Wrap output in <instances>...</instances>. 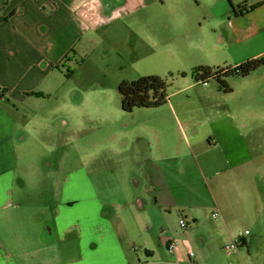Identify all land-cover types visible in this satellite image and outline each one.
<instances>
[{"label": "crops", "instance_id": "0c3cea01", "mask_svg": "<svg viewBox=\"0 0 264 264\" xmlns=\"http://www.w3.org/2000/svg\"><path fill=\"white\" fill-rule=\"evenodd\" d=\"M166 1L0 0V86L7 89L0 100V264H198L205 257L204 248L211 237L207 231L200 232L202 216L210 207L208 175L215 179L220 172L209 168L213 159L208 152L212 149L222 151L227 161L223 179L231 192L225 206L215 200L212 204L222 221L239 218L246 214L249 202L262 200L263 79L244 91L240 107L229 108L213 124L214 142L209 150H200L179 128L175 130L176 138L164 128L150 131L154 140L138 134L135 144L121 143L119 147L128 149V157L122 153L118 169L102 176L113 178L112 194L127 201L119 211L115 209L116 200L102 198V190L109 194L110 189H100L102 177L98 176L100 180L95 184L85 167L62 176L60 200L52 206L42 203L41 197L50 191V187H43V181L53 180L54 173H33V186L27 184L29 173H16L18 145L23 146L26 139L21 131H27L20 108L29 98L38 96L29 93H49L43 90L49 91L48 86L40 89L45 79L69 59L70 52L90 30L125 19L126 31H131L135 20L130 19ZM170 1L178 7L186 2ZM205 1L213 13L231 16L232 4L237 0ZM253 4L256 10L264 0H254ZM248 14L235 15L234 20ZM263 53L264 49L251 54V58ZM260 70L264 66L241 77ZM121 134V130H113L116 143L121 141ZM133 177L142 182L136 178L132 181ZM127 192L136 196L126 197ZM143 194L148 195L144 200L139 196ZM106 205L114 207L111 216ZM49 209L52 217H48ZM184 216L187 227L180 225ZM233 236L230 234L229 239ZM172 240H184L195 255L190 259L183 243L169 253L167 247ZM243 240L247 243V237ZM58 255L64 258L59 263Z\"/></svg>", "mask_w": 264, "mask_h": 264}, {"label": "rangeland", "instance_id": "374dc122", "mask_svg": "<svg viewBox=\"0 0 264 264\" xmlns=\"http://www.w3.org/2000/svg\"><path fill=\"white\" fill-rule=\"evenodd\" d=\"M237 1L235 5L246 1L250 6L254 2ZM181 4L178 7L167 0L150 7L130 19L135 20L131 31H126L125 19L90 30L70 52L69 59L63 60L45 79L40 89L48 86L49 91L43 90L49 93L29 98L21 105L27 131H21L26 139L23 146L18 145L16 173L19 176L22 172L29 173L27 184L32 186L36 184L33 173L43 171L56 175L51 181H43V187H50V191L43 193L42 203L57 204L62 176L80 167H85L98 185V176L118 169L122 153L128 157V149H121V143L135 144L138 134L153 139L150 131L166 128L176 138L175 130L179 128L200 150H209L214 142L213 124L229 108L240 107L244 91L264 80V70L245 78L223 75L232 88L225 91L217 78L205 79L197 71L199 66L234 67L263 50L264 5L234 20V13L231 16L213 13L205 0L200 3L186 0ZM151 75L167 81L168 101L159 106L124 110L119 83ZM114 129L122 132L118 144L113 138ZM208 156L213 159L209 168L220 172L215 179L208 175L210 207L202 216L200 232L207 231L211 237L204 248L205 257L198 264H264V195L259 202H249L246 214L222 221L221 213L212 204L215 200L225 206L231 192L225 188L223 179L227 161L218 148L209 150ZM135 178L142 182L137 177L132 181ZM113 185V178L102 177L98 187L110 188L109 194L102 190V198L116 200L115 209L119 211L127 201L124 203L119 194H112ZM55 187L58 193H53ZM125 195L136 196L130 192ZM139 196L142 200L148 197ZM130 202L135 205L134 198ZM106 210L111 216L114 207L106 205ZM212 212H218V217L214 218ZM47 213L52 217L51 209ZM245 230L249 233L245 234ZM230 234L245 235L247 243L227 251L224 246L231 241ZM56 260L59 263L64 258L58 255Z\"/></svg>", "mask_w": 264, "mask_h": 264}, {"label": "trees", "instance_id": "16d2710c", "mask_svg": "<svg viewBox=\"0 0 264 264\" xmlns=\"http://www.w3.org/2000/svg\"><path fill=\"white\" fill-rule=\"evenodd\" d=\"M256 6V4L249 6L246 1H243L237 5L232 4V9L235 15H243ZM262 66H264V53L249 58L234 67L213 68L211 66H199L197 71L201 73L202 77L205 79L214 76L225 91H232V88L228 86L222 78L223 75L236 74L238 76H246ZM66 74L70 75V71H67ZM167 88V81L155 75L143 76L131 81L124 80L120 82L118 86L121 95V106L126 111H132L135 107L162 105L166 103L169 98ZM0 92L5 95L7 89L0 86ZM29 94L41 95L40 92L36 91H32Z\"/></svg>", "mask_w": 264, "mask_h": 264}, {"label": "built area", "instance_id": "2783aa9c", "mask_svg": "<svg viewBox=\"0 0 264 264\" xmlns=\"http://www.w3.org/2000/svg\"><path fill=\"white\" fill-rule=\"evenodd\" d=\"M212 216L214 218L218 217V212H213L212 213ZM180 225L182 227H187L188 226V223L185 221V219H180ZM249 231L248 230H245V234H248ZM243 234H239V235H236V236H233L231 241L226 244L224 246V248L227 250V251H232V250H235V249H238V247L240 246V244H244V240H243ZM180 243H183L185 245V247L187 248V251H188V256L190 257V259L195 255L194 251L192 250V248L190 247V245L188 243H186L184 240L183 241H179V240H172L169 242L168 244V247H167V250L169 253H174L176 251V249L179 247ZM177 264H181L180 262H177Z\"/></svg>", "mask_w": 264, "mask_h": 264}, {"label": "water", "instance_id": "95a60500", "mask_svg": "<svg viewBox=\"0 0 264 264\" xmlns=\"http://www.w3.org/2000/svg\"><path fill=\"white\" fill-rule=\"evenodd\" d=\"M4 96H5L4 93H1L0 92V100H3L4 99Z\"/></svg>", "mask_w": 264, "mask_h": 264}]
</instances>
